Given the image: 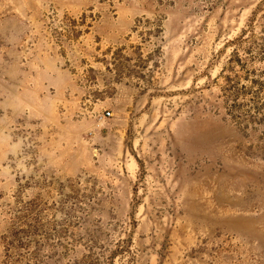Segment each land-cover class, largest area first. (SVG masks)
I'll list each match as a JSON object with an SVG mask.
<instances>
[{"label": "rangeland", "instance_id": "obj_1", "mask_svg": "<svg viewBox=\"0 0 264 264\" xmlns=\"http://www.w3.org/2000/svg\"><path fill=\"white\" fill-rule=\"evenodd\" d=\"M0 264H264V0H0Z\"/></svg>", "mask_w": 264, "mask_h": 264}, {"label": "built area", "instance_id": "obj_2", "mask_svg": "<svg viewBox=\"0 0 264 264\" xmlns=\"http://www.w3.org/2000/svg\"><path fill=\"white\" fill-rule=\"evenodd\" d=\"M106 116H109L110 114L108 112L105 113Z\"/></svg>", "mask_w": 264, "mask_h": 264}]
</instances>
